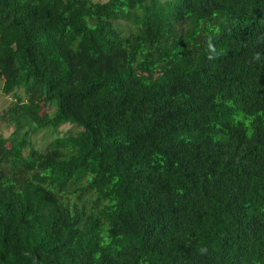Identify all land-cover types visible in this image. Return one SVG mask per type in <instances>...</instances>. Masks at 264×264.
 <instances>
[{"label":"trees","instance_id":"trees-1","mask_svg":"<svg viewBox=\"0 0 264 264\" xmlns=\"http://www.w3.org/2000/svg\"><path fill=\"white\" fill-rule=\"evenodd\" d=\"M0 82V264H264V0H0Z\"/></svg>","mask_w":264,"mask_h":264},{"label":"rangeland","instance_id":"rangeland-1","mask_svg":"<svg viewBox=\"0 0 264 264\" xmlns=\"http://www.w3.org/2000/svg\"><path fill=\"white\" fill-rule=\"evenodd\" d=\"M95 1H101L104 2L106 0H95ZM19 95L22 97L23 93L21 90L18 91ZM15 97L11 94H5L2 91V82H0V135L4 137H10L13 135V132L15 131V125L12 123L7 122L2 118L3 112L7 111L10 106L13 105ZM54 110V106H51V111ZM69 127L68 124L62 125L59 130L54 132L51 136L46 133L44 129H39L37 132L32 133L29 132V138L31 142L38 146L42 147L45 142H47L50 137H55L58 134L63 133L67 128ZM29 127L26 125L22 129L16 131V135L20 136L25 132V130H28Z\"/></svg>","mask_w":264,"mask_h":264}]
</instances>
